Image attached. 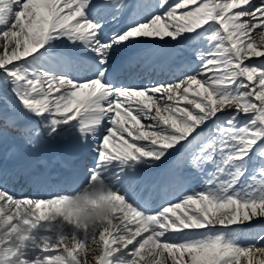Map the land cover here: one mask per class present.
Segmentation results:
<instances>
[{
    "label": "snow or ice",
    "instance_id": "obj_1",
    "mask_svg": "<svg viewBox=\"0 0 264 264\" xmlns=\"http://www.w3.org/2000/svg\"><path fill=\"white\" fill-rule=\"evenodd\" d=\"M0 264H264V0H0Z\"/></svg>",
    "mask_w": 264,
    "mask_h": 264
}]
</instances>
